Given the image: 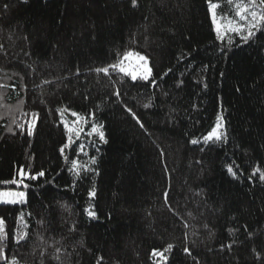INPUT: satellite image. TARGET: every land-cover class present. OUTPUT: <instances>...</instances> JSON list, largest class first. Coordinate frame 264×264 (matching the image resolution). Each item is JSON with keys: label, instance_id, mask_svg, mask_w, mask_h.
<instances>
[{"label": "trees", "instance_id": "obj_1", "mask_svg": "<svg viewBox=\"0 0 264 264\" xmlns=\"http://www.w3.org/2000/svg\"><path fill=\"white\" fill-rule=\"evenodd\" d=\"M208 2L0 0V189L27 194L0 204L9 261L264 264V34L217 40ZM128 52L148 81L95 71Z\"/></svg>", "mask_w": 264, "mask_h": 264}, {"label": "snow or ice", "instance_id": "obj_2", "mask_svg": "<svg viewBox=\"0 0 264 264\" xmlns=\"http://www.w3.org/2000/svg\"><path fill=\"white\" fill-rule=\"evenodd\" d=\"M137 0H132L133 6H136ZM233 3V0H229V4ZM220 6L212 2V0H209L208 2V11L211 14L212 18V24L214 26L215 34H216V39L220 41H224L225 37L228 36L229 33L235 34L236 36L239 37V40L242 43H249L252 38L257 34V32H260L264 34V0H247V3L242 2H235V8L231 15V19H228L227 22L223 19L224 13H220L222 19L218 20V8ZM236 20V22H233ZM234 43L233 39L231 36H228L227 39V44L232 45ZM2 47V46H0ZM133 55L138 56V59L142 61V66H141V73H140V78L148 81L149 78L152 76V69L148 66V61L144 56H139L136 53L128 52L125 54V59H128L132 57ZM109 69H112V71H119L121 73H127L126 68L124 67L123 61H120L116 64H111L107 67H102V68H97L95 71L97 73H103L105 76L109 75ZM132 79L136 80L137 75L135 73H131ZM152 84H155L156 81L153 79L151 81ZM116 96H119V92L114 93ZM145 107H148V105H145ZM129 112H131V109H128ZM73 115H76L73 113ZM133 118L137 120V123L140 124V127H143V124L139 121L137 117H135V114L133 113ZM223 117L222 116H217V122L216 126L212 129V131L205 136L204 142L208 143L209 141H212L213 143L215 142H221L223 140H226V135L220 131V129L223 127ZM103 126H96L93 125L91 132L89 135H92L93 133L97 134L99 136V139L101 141H104L105 143L107 142L104 138V133L103 131H100V128ZM73 129H69V132H72ZM28 135H32V129L29 127L28 129ZM77 137L79 136V132H76ZM72 137L69 136V141L71 142ZM192 144H197L199 143L198 140L193 139L191 140ZM81 150H83V145L80 146ZM64 149H61V152H63ZM95 163V160L92 161ZM73 164V169H77V175H79V165L76 161L72 162ZM90 170V169H89ZM227 171L229 174H231L233 177H236L237 173L233 170V167L231 165L228 166ZM256 173H259V179L261 181H264V171H260L259 168L255 169L254 172L252 173L253 176L256 175ZM38 176L42 177L44 176L43 172H40ZM37 179V176H26V174L21 170L20 172V179L16 180L13 179L10 183L13 184H23V186L26 188L28 187L27 184H24L25 179ZM89 196H95V189L91 190L89 192ZM165 198H167V193H165ZM25 203V192L23 191H0V204L4 205H17V204H23ZM87 212V215L93 219L96 218V213L90 209L85 210ZM23 213L20 215V220L23 221ZM27 233L23 232H17L16 237H15V242L19 243L20 241L24 240L26 237ZM8 236L6 233L5 229V220L4 218L0 217V260H3L5 264H19L18 260L13 257L10 261L8 257L5 254V244L7 242ZM173 246L170 244L168 245V248H166L164 251L167 252L170 250ZM229 248H231V245H228ZM59 251V249H57ZM188 249H185V252H187ZM153 256H161L163 257L162 252H157L153 251L152 253ZM166 259V257H163ZM59 259V257H57Z\"/></svg>", "mask_w": 264, "mask_h": 264}, {"label": "rangeland", "instance_id": "obj_3", "mask_svg": "<svg viewBox=\"0 0 264 264\" xmlns=\"http://www.w3.org/2000/svg\"><path fill=\"white\" fill-rule=\"evenodd\" d=\"M245 3H247V2H245ZM217 19L218 20L222 19L221 15L219 13H218ZM223 19L225 20V22H227V20L231 19V18L230 17H223ZM233 22H236V20H234ZM138 55L139 56H143L141 54H138ZM147 61H148V59H147ZM142 63L143 62L138 59V56L133 55L132 57H130L128 59H124V63L123 64H124V67L126 68L127 72L135 73L137 76H140ZM148 66L150 67L149 61H148ZM80 122L81 121L79 120L78 123H80ZM222 123H223V121H222ZM73 129L75 130V127ZM220 131H221V129H220ZM0 191H23V192H25V203H26L27 194H26V191L23 190V189H0Z\"/></svg>", "mask_w": 264, "mask_h": 264}]
</instances>
